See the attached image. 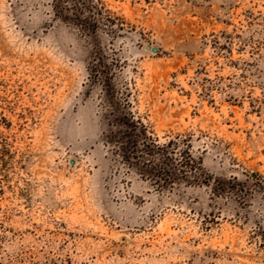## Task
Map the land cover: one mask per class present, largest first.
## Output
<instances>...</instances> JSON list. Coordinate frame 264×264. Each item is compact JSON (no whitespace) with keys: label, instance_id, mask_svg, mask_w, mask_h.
Returning a JSON list of instances; mask_svg holds the SVG:
<instances>
[{"label":"rangeland","instance_id":"obj_1","mask_svg":"<svg viewBox=\"0 0 264 264\" xmlns=\"http://www.w3.org/2000/svg\"><path fill=\"white\" fill-rule=\"evenodd\" d=\"M57 1L0 0V264H264V0ZM119 113L206 180L122 161Z\"/></svg>","mask_w":264,"mask_h":264},{"label":"trees","instance_id":"obj_2","mask_svg":"<svg viewBox=\"0 0 264 264\" xmlns=\"http://www.w3.org/2000/svg\"><path fill=\"white\" fill-rule=\"evenodd\" d=\"M98 2L58 0L55 5L56 14L62 20L71 21L84 31L94 33L102 19V9L98 7ZM65 11L71 17L65 15ZM112 118L111 128L107 131V143L122 161L139 168L142 174L155 180V183L174 185L180 182L202 183L206 180L203 178L201 164L192 157L189 144L186 143L185 148H180L179 143L174 141L157 144L148 135L147 127L140 118L130 113H119Z\"/></svg>","mask_w":264,"mask_h":264},{"label":"water","instance_id":"obj_3","mask_svg":"<svg viewBox=\"0 0 264 264\" xmlns=\"http://www.w3.org/2000/svg\"><path fill=\"white\" fill-rule=\"evenodd\" d=\"M145 49H146V50H150L151 53H153V54H156V53H157V48H155V47H152V48H151V47H149V46H146ZM71 164H73V162H72Z\"/></svg>","mask_w":264,"mask_h":264}]
</instances>
